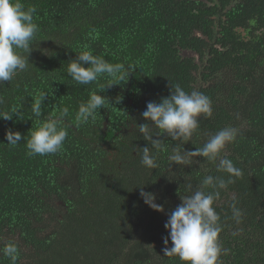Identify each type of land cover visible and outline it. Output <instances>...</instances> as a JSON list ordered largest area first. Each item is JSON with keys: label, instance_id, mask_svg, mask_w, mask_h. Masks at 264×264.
Segmentation results:
<instances>
[{"label": "trees", "instance_id": "16d2710c", "mask_svg": "<svg viewBox=\"0 0 264 264\" xmlns=\"http://www.w3.org/2000/svg\"><path fill=\"white\" fill-rule=\"evenodd\" d=\"M22 2L36 7L40 31L29 69L0 84V110L20 106L23 118H0V248L16 243L17 264H182L177 256H164L168 216L190 194L189 184L195 190L206 175L227 174L203 157L176 165L169 156L178 145L195 151L232 126L239 135L222 155L242 175L214 203L223 224L219 239L229 249L221 259L264 264V0ZM85 45L136 71L102 92L107 77L77 84L67 66ZM176 83L208 95L213 115L198 118L200 127L184 145L167 134L153 136L167 150L157 154L159 167L148 169L135 150L151 145L137 125L149 123L155 131L141 114ZM94 90L109 105L94 123L77 126L79 104ZM41 92L47 94L39 119L68 107V136L57 153L29 156L26 141L37 119L31 103ZM8 129L25 139L8 145ZM141 187L155 194L162 212L145 204ZM234 201L243 212L239 224L230 207ZM0 264L11 261L0 253Z\"/></svg>", "mask_w": 264, "mask_h": 264}, {"label": "clouds", "instance_id": "9594fccd", "mask_svg": "<svg viewBox=\"0 0 264 264\" xmlns=\"http://www.w3.org/2000/svg\"><path fill=\"white\" fill-rule=\"evenodd\" d=\"M36 11L35 6L26 7L22 0H0V84L12 81L18 73L29 69L31 63L28 56L40 31L34 18ZM135 71L133 64L110 63L104 56L95 55L87 45L67 66L68 75L80 85H89L101 77H107V83L100 87L99 92L104 91L106 86L121 85ZM99 92L91 91L88 99L79 104L74 118L77 126L86 125L90 121L94 123L99 109L109 105L108 99ZM46 94L39 93L31 103L32 116L37 119L26 141L29 156L57 153L62 150L68 136L65 126V118L70 115L68 107L59 109L44 120L39 119L43 115L42 102ZM119 99L117 97V103ZM3 102L0 97V104ZM13 114L23 120L20 106H13L7 111L0 110V118L4 120H12ZM141 115L154 124L155 131L149 123L137 125L138 131L151 148H136L135 151L144 167L156 169L159 167L157 154L167 149L164 141L154 139L153 136L167 134L173 141H180L184 145L200 127L198 118L207 119L213 115L212 100L197 90L186 92L176 83L172 84L169 96L159 102H148ZM238 135V128L226 126L211 134L204 145L195 151H186L179 145L173 148L169 160L176 165L189 164L192 157H203L215 165L217 172L227 176L206 175L195 190L191 184L187 186L190 194L181 197L182 202L170 213L164 225L169 233L168 237L163 238L164 256H177L182 264H223L221 257L228 255L229 249L224 248L219 239L223 224L214 203L220 199L221 190H226L230 184L235 183L234 178L242 175V170L226 155H222L226 145L234 143ZM5 139L8 145L15 147L25 138L20 132L8 129ZM140 196L153 210H164L163 205L155 202L154 193L145 192L141 187ZM230 207L235 222L241 223L242 210L235 201ZM237 234L233 233L234 236ZM169 239L172 242L170 248L167 247ZM0 253L9 258L11 264H17L20 252L16 243H5Z\"/></svg>", "mask_w": 264, "mask_h": 264}]
</instances>
